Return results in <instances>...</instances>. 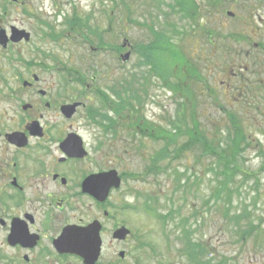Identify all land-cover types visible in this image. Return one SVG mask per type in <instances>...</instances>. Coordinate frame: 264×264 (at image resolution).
<instances>
[{
    "label": "rangeland",
    "instance_id": "obj_1",
    "mask_svg": "<svg viewBox=\"0 0 264 264\" xmlns=\"http://www.w3.org/2000/svg\"><path fill=\"white\" fill-rule=\"evenodd\" d=\"M75 12L87 19V29H106L105 50L95 51L96 45L85 39L89 34L96 40L92 30L80 34L67 28ZM12 24L31 31L32 37L0 45V110L16 107L17 97L8 98L9 90L24 88L23 81L34 73L44 86L61 77L60 69L71 67L86 74L90 90L108 88L124 77L127 85L139 88L141 101H127L133 126L128 118L109 123L105 138L110 166L132 174L121 193L130 206L112 210L132 234L125 243L110 239L103 264H192L188 249L181 251L187 241L180 218L194 230L192 239L200 244L194 257L199 260L203 245V258L213 263L264 264V0H0V27L9 32ZM158 37L199 68L181 76L180 63L161 58L150 76V62L139 64L145 54L138 45ZM127 51L131 55L124 61ZM146 74L145 91L138 79L144 81ZM168 77L169 84L180 87H169ZM184 87L193 91L186 94ZM75 88L79 91L81 85ZM90 90L85 101L88 96L90 105L100 104ZM235 118L249 145L241 144L246 146L236 160L240 170L228 177L233 180L230 189L218 195L226 175L215 156L203 154V139L175 160L158 162L170 144L166 133L182 145L192 139L194 127L199 137L203 133L207 141L227 149L237 132ZM148 123L153 129H147ZM122 249L128 254L124 258L119 256ZM1 251L11 253L6 247Z\"/></svg>",
    "mask_w": 264,
    "mask_h": 264
},
{
    "label": "flooded vegetation",
    "instance_id": "obj_2",
    "mask_svg": "<svg viewBox=\"0 0 264 264\" xmlns=\"http://www.w3.org/2000/svg\"><path fill=\"white\" fill-rule=\"evenodd\" d=\"M59 75L41 86L43 79L34 73L24 88L9 90L16 107L0 110V264H88L68 244L77 228L95 222L102 240L95 264H103L110 239L125 243L132 234L112 211L130 206L121 195L124 171L119 187L98 194L109 187L113 169L105 141L110 125L87 117L95 105L75 88L81 83L76 72ZM82 113L85 118H79ZM123 227L129 232L119 239L115 233Z\"/></svg>",
    "mask_w": 264,
    "mask_h": 264
},
{
    "label": "trees",
    "instance_id": "obj_3",
    "mask_svg": "<svg viewBox=\"0 0 264 264\" xmlns=\"http://www.w3.org/2000/svg\"><path fill=\"white\" fill-rule=\"evenodd\" d=\"M68 26L74 29H77L78 31H84L87 30V20H83L82 18L78 17L77 15H74L72 18L68 19ZM89 30H92V32L95 34V37L98 38V45L99 47H103L105 44L104 41V33L103 31L99 30V29H93V27H88ZM105 31V30H104ZM167 43L165 42V40H163L161 37H158V39H156L155 41L151 42V43H147V44H142V45H138L139 46V50L142 53L145 54L144 58L145 59H141L140 64L144 63V62H150V63H155V59H158V56H160L161 58H166L169 59V62L173 63H180V69H181V76L184 75H190L192 74L195 70H197L199 67L197 66L196 63H193L191 61H189L188 59H185V55L184 53H182L181 50H179V52L181 53V55L178 53V51L175 53V50L168 47L166 48ZM167 51H170L171 53H167ZM183 55V56H182ZM164 66H167V64L165 63L164 65H162V67L164 68ZM167 70H170L169 68L165 67ZM67 70L72 71V72H78V76L80 77V80H82L81 77V73L82 71L79 69H76L75 67H71V68H67ZM153 70L156 71V68H154ZM167 84H169V77L167 78ZM128 84V80L124 77L123 80L119 81L118 83H113L111 85L108 86L109 90H111V93H107L106 91H104L103 89L99 88V91H97V95L99 98H101V101L103 102V106H104V110H102L101 113V118L104 120H108L110 122H116L117 120L120 121L121 118L129 119L130 125L133 126V123L135 122L134 119V115L129 113L127 114L126 109H127V101L130 99H135L137 101H141L140 99V94H139V88L135 85H132L133 83H131V85H127ZM141 86L144 88V90L146 91L147 89V85L144 83H140ZM173 86V88H179L180 84L179 83H175L174 81H171V83L169 84V87ZM146 88V89H145ZM185 90H183L182 88H180L179 90H183L187 93L192 92V89H186V87H184ZM129 104L137 110L138 107H136L131 101H129ZM101 109H95L91 115L92 116H97L99 115V111ZM111 112L114 113L111 114ZM96 116L94 119H96ZM141 118H137V122L139 123ZM238 119H233V124H237V132L236 134L231 138V143L227 145V149L226 147L223 148H218L217 146L220 144V142L217 143V146L214 145V141H207L205 135L202 133V136L199 137L196 133V131L198 130L197 127L193 128V134L189 133L190 136H192V139H190L189 141L183 143L182 145L178 144L177 142V136H175L173 133H166V135H164L167 138V142L170 144L167 145V149L166 151V156L164 158H160L159 159V154L156 155L157 159H159L158 162H160V160L163 159H167V160H175V158H178L181 154H184V150L191 148L193 145H195L196 143L201 142L202 144V139L205 141V145L204 146H200L201 150H203V154L209 152L211 153L212 156H215L216 158L213 157V159L217 160L218 163L222 164L223 166V172L225 173L226 177L223 179L222 182H220L217 186V193L218 195L225 189H230L229 188V183L232 182L233 180H229L228 177H232V179L234 178V175L237 174V171H239V167L237 165V158L238 156L241 154V149H245V146L241 147V144L244 142H248V138L246 136V134L242 131L241 127L239 126V123L237 122ZM147 129H153V126L151 123L146 124ZM161 132H163L162 129H158ZM196 135V136H193ZM171 137V139H170ZM169 138V140H168ZM195 139V141H193ZM247 145H249V142L247 143ZM206 155V154H205ZM162 156V155H161ZM241 172V171H240ZM247 179V178H246ZM147 207H149V202L146 204ZM159 218H161L163 221H166L167 215H163V214H158ZM180 227L181 230H183V234L186 238V248L184 247L181 251H185L188 249L189 253V259L190 261H192V264H221L219 261L218 263H213L211 259H205L203 258V255L205 253V250L203 249V245H202V261L199 260L197 257H194V254L197 252V254L200 252L199 247L200 244L197 243L196 241H193V231L191 229V227L188 225V221L184 220L183 218H180ZM187 255V254H186ZM224 262V261H223Z\"/></svg>",
    "mask_w": 264,
    "mask_h": 264
},
{
    "label": "water",
    "instance_id": "obj_4",
    "mask_svg": "<svg viewBox=\"0 0 264 264\" xmlns=\"http://www.w3.org/2000/svg\"><path fill=\"white\" fill-rule=\"evenodd\" d=\"M30 33L27 32L25 29H18L15 26L12 27V41L18 42L22 39H29ZM9 41V37L6 33L5 29L0 30V43L4 46L7 45ZM130 53L125 55V58H128ZM111 177L110 185L105 191H98L99 196L102 194L106 196L108 194V190L113 185L119 186L120 185V177L116 170H112L109 174ZM129 232L126 228H121L117 231L116 236L119 238H124L125 235ZM101 236H100V224L93 223L86 227L85 229L81 230L77 228L74 231V236L71 239V243L69 245V249L73 250L79 254H82L86 262L88 264H94L96 260L99 258L100 251H101ZM61 246H64V240H61ZM123 255V252L121 253Z\"/></svg>",
    "mask_w": 264,
    "mask_h": 264
}]
</instances>
